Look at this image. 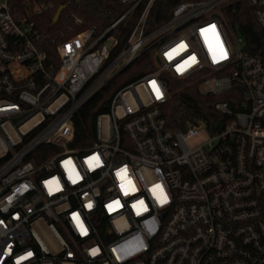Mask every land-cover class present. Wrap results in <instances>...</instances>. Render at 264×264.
Returning a JSON list of instances; mask_svg holds the SVG:
<instances>
[{"label": "built area", "instance_id": "1", "mask_svg": "<svg viewBox=\"0 0 264 264\" xmlns=\"http://www.w3.org/2000/svg\"><path fill=\"white\" fill-rule=\"evenodd\" d=\"M115 1L103 30L71 12L52 60L37 19L53 1L0 0V264H264V43L229 24L241 0L184 1L151 29L157 0ZM247 2L264 35V0ZM147 51L74 147L78 112ZM168 76L218 116L169 126Z\"/></svg>", "mask_w": 264, "mask_h": 264}, {"label": "trees", "instance_id": "2", "mask_svg": "<svg viewBox=\"0 0 264 264\" xmlns=\"http://www.w3.org/2000/svg\"><path fill=\"white\" fill-rule=\"evenodd\" d=\"M54 7L48 11L43 17L37 19L40 25L47 33L46 47L50 59L57 60V52L53 41L61 39L67 34L68 26L75 23L71 12L85 19V24L81 29L89 24L96 25L99 30L105 29L124 11L122 7L115 0H52ZM184 1L197 0H157L154 4L151 14L149 16V29L156 25L162 24L168 20L174 7ZM61 5L68 6L62 13L57 24H53V17L57 9ZM226 16L229 24L235 29L238 35H241L249 44L251 52H258L264 43V35L260 27L257 25L251 7L247 0H241L233 4L227 9ZM133 20H131V23ZM124 22L120 29L116 30L119 34V45L115 51L118 52L126 43L129 35L130 26H127L124 32ZM151 51L143 53L138 60H135L130 66L123 70L120 74L112 79L109 84L99 91L75 116V139L73 141L74 147H85L90 145L94 138V121L96 115L101 112L109 110L111 97L115 91L129 83L130 81L140 77L143 73L148 71L153 66ZM169 92L170 96L162 106L164 116L166 117L169 126L184 128L192 118H202L209 123L217 117L213 109V103L216 100L214 96L202 95L193 84H187L185 81L173 80L169 77ZM227 94L223 98H228Z\"/></svg>", "mask_w": 264, "mask_h": 264}, {"label": "rangeland", "instance_id": "3", "mask_svg": "<svg viewBox=\"0 0 264 264\" xmlns=\"http://www.w3.org/2000/svg\"><path fill=\"white\" fill-rule=\"evenodd\" d=\"M230 37L234 40L236 35L230 32ZM209 136L210 134L208 131L201 129L196 136L188 140V143L190 146L194 147L205 142L209 138Z\"/></svg>", "mask_w": 264, "mask_h": 264}, {"label": "water", "instance_id": "4", "mask_svg": "<svg viewBox=\"0 0 264 264\" xmlns=\"http://www.w3.org/2000/svg\"><path fill=\"white\" fill-rule=\"evenodd\" d=\"M65 7H67V6H65V5H61V6L57 9V11H56V13H55V15H54V17H53V24H57V22H58V20H59V18H60V16H61V13H62L63 10L65 9Z\"/></svg>", "mask_w": 264, "mask_h": 264}, {"label": "snow or ice", "instance_id": "5", "mask_svg": "<svg viewBox=\"0 0 264 264\" xmlns=\"http://www.w3.org/2000/svg\"><path fill=\"white\" fill-rule=\"evenodd\" d=\"M213 28H214V26H213ZM157 187H159V186H157ZM142 203V202H141Z\"/></svg>", "mask_w": 264, "mask_h": 264}]
</instances>
